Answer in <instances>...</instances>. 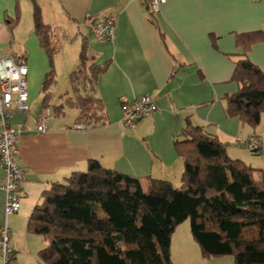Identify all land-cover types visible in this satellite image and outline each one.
<instances>
[{
    "label": "crops",
    "instance_id": "1",
    "mask_svg": "<svg viewBox=\"0 0 264 264\" xmlns=\"http://www.w3.org/2000/svg\"><path fill=\"white\" fill-rule=\"evenodd\" d=\"M42 20L51 27L50 43L55 83L46 103L41 91L49 70L46 52L33 28L31 0H0V56L27 66L29 111H14L10 123L20 129L17 162L23 171L20 207L5 216L3 168L0 163V226L10 229L15 258L10 264H38L37 252L46 240L26 229L41 193L73 171L86 169L90 159L104 167L144 179H165L180 185L183 163L173 141L187 117L226 144L229 156L261 169L264 178V112L256 127L227 116L223 97L238 85L230 80L242 53L236 36L262 31L264 0H165L149 18L144 0H35ZM115 18V39L96 40L90 23ZM85 44L95 64L108 62L93 95L100 99L98 121L89 118L84 129L73 127L81 113L74 104L70 73L79 64ZM247 57L264 70V42L254 43ZM150 94L159 111L126 129L121 103ZM47 109L48 128L37 130V117ZM256 137L258 150L242 139ZM173 264H235L231 255L203 257L189 221L173 231Z\"/></svg>",
    "mask_w": 264,
    "mask_h": 264
},
{
    "label": "trees",
    "instance_id": "2",
    "mask_svg": "<svg viewBox=\"0 0 264 264\" xmlns=\"http://www.w3.org/2000/svg\"><path fill=\"white\" fill-rule=\"evenodd\" d=\"M34 32L46 52L49 70L41 91L46 103L55 83L51 27L42 20L35 0ZM149 18L157 25L154 14ZM262 31L238 34L242 53L230 80L237 90L225 95V113L256 127L264 112V70L246 55ZM108 62L95 64L85 44L69 79L79 112L98 121L101 101L93 95ZM183 163L180 185L144 179L104 167L90 159L41 193L26 229L42 236L38 264H173L170 240L174 229L189 221L203 257L231 255L235 264H264V178L261 169L229 156L226 144L187 117L173 141Z\"/></svg>",
    "mask_w": 264,
    "mask_h": 264
},
{
    "label": "built area",
    "instance_id": "3",
    "mask_svg": "<svg viewBox=\"0 0 264 264\" xmlns=\"http://www.w3.org/2000/svg\"><path fill=\"white\" fill-rule=\"evenodd\" d=\"M153 14L160 10L165 0H144ZM93 37L98 41L115 39V18L106 16L94 19L90 23ZM27 66L21 60L11 56H0V163L3 168L1 187L4 191V214H16L20 207L19 185L23 171L17 162L19 153L20 129L14 127L9 119L14 111H29L27 91ZM122 124L128 129L137 121L149 117L159 111L154 98L146 93L130 101L121 103ZM50 113L43 109L37 117V130L44 132L48 128ZM89 115L81 114L73 125L76 129H84L89 125ZM243 144L252 151L261 147L256 137L242 139ZM15 258V251L10 244V229L7 224L0 226V264H10Z\"/></svg>",
    "mask_w": 264,
    "mask_h": 264
},
{
    "label": "rangeland",
    "instance_id": "4",
    "mask_svg": "<svg viewBox=\"0 0 264 264\" xmlns=\"http://www.w3.org/2000/svg\"><path fill=\"white\" fill-rule=\"evenodd\" d=\"M53 54H54V52H53ZM82 114H84V115H86V114H87V115H88V113H82Z\"/></svg>",
    "mask_w": 264,
    "mask_h": 264
}]
</instances>
